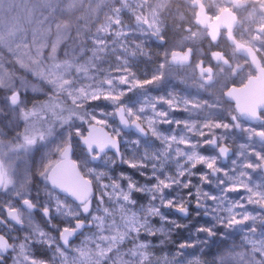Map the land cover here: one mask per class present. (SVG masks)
I'll list each match as a JSON object with an SVG mask.
<instances>
[{
    "label": "snow or ice",
    "instance_id": "1",
    "mask_svg": "<svg viewBox=\"0 0 264 264\" xmlns=\"http://www.w3.org/2000/svg\"><path fill=\"white\" fill-rule=\"evenodd\" d=\"M81 4L39 0L41 15L28 28L0 34V197H7L0 201V264H264V107H240L233 95L244 70L233 61L253 54L264 25L251 41L237 40L239 19L222 32L201 20V7L209 11L204 0H191L194 22L168 47L164 5L145 15L142 0H106L96 10L99 20L108 8L105 19L81 24ZM134 33L150 35L157 49L130 41ZM204 37L210 51L193 74L200 91L216 94L207 100L165 91L193 66L194 45ZM117 49L122 55L112 64ZM141 57L154 62L138 68ZM124 137L139 152L127 155ZM132 137L160 148H141ZM38 144L45 149L33 170L29 154ZM118 161L143 182L110 171ZM193 204L211 217L197 232L220 238H189L165 250L185 225L164 210L187 216ZM236 231L241 242L229 243L226 233ZM217 245L227 247L208 261L204 249Z\"/></svg>",
    "mask_w": 264,
    "mask_h": 264
},
{
    "label": "rangeland",
    "instance_id": "2",
    "mask_svg": "<svg viewBox=\"0 0 264 264\" xmlns=\"http://www.w3.org/2000/svg\"><path fill=\"white\" fill-rule=\"evenodd\" d=\"M211 1H212V3L219 5L220 7H222L224 5V2H223L224 0H217V1L211 0ZM233 1H229L228 4L231 7V10L238 8L237 13H238L239 21H240L241 25L244 26L246 33H248L249 36L251 37V39H250V41H251L252 37L254 35H256V29L259 26H261L260 22L257 19H251V18L249 19V15L252 12H259L260 11L259 0H237L236 3H232ZM105 2H106V0H82L80 10L77 13L78 16L82 17V19L80 20V23L85 24L86 21H89V20L99 22V21H102L103 19H105V14L109 12L108 8H104L103 11H101L99 13V20H97V14H96V10L99 9L100 5L104 4ZM133 2L135 3V2H137V0H133ZM190 4H191V0H146V3L144 4V8L142 11L144 12L145 15H147V13L151 10V7L157 6V5H164L163 14L161 16V19L163 20L164 25L166 26V39L168 41L167 46L171 47L174 42L179 40L183 35L187 34L184 32V27L186 25H192L194 22V20H193L194 10L190 7ZM25 8L29 11L36 12V14L38 16L41 15V9L39 7V0H0V34L8 35L10 30L17 28L16 25L18 23H20V22H18L17 17L21 16L23 14ZM127 18L128 17L125 16V20ZM22 22H23V20H22ZM128 23H130V22H128ZM93 30H94V25H93ZM193 30L194 31H201V29H197L195 27L193 28ZM136 38L138 40L143 39L146 46L149 48H152L154 51L157 49L159 42L156 41L155 39H153L150 35H146L144 37L136 36V37L131 38V39H136ZM203 41H204V39L202 38L198 41V43H196L194 45V48L197 49V52H196L194 59H193V66L178 71L176 73L177 79H171L175 83H178V84H175V87L174 86L168 87L167 85H169V84L167 83L165 86V89L170 88V89H174V90H177L180 92V90H183V86H184L183 84H185V83H188V84L192 83V85L197 84L195 75L193 74V68L195 66L196 61L199 59L205 58L207 56L208 52L210 51V46H208V45L203 44L204 45L203 47L199 46V43H204ZM254 42L257 44V46H259L260 44L264 43V40L254 41ZM162 50L163 49H161V51ZM112 59H113V54H111L109 57V60L111 61V63H113ZM155 59L156 58L154 57V60ZM153 62L154 61H147L143 57H141L137 63V67L142 69V68L149 66ZM107 63H108V61H105V64H104L105 67L107 66ZM178 78H184L185 83L180 85L181 83H179ZM171 80H169L168 82L169 83L173 82ZM210 90L214 92L213 89H210ZM184 93H182V94H184ZM214 94H216V91ZM138 95H142V94H138ZM241 119L243 121V118H241ZM13 135H14V131L8 132L9 137H11ZM241 138H242L241 135L237 136V140H240ZM234 145H235V143L233 142V151L235 150ZM257 145L260 147L259 149H261V146L259 144H257ZM145 146H147L149 149H153V148L159 149L160 148V145H158V143H156V144L152 143L151 144V143H149V140H147V139H144L142 148ZM121 147H122V150L125 151V153L127 155H129V149L127 148V145L125 144L123 139H122ZM44 149H45V146L38 144L35 147V149L33 150V153L29 154L30 156L35 157V159L32 160L33 170H35V167L39 164L40 155L43 153ZM261 150H264V149H261ZM7 159L8 158L6 157V160ZM110 171L115 172V171H117V169L110 168ZM129 175L131 176L133 174H129ZM34 179L39 180V177H34ZM137 199H139L138 196H137ZM0 201H3L2 197H0ZM196 210H198V212H202L201 209H197V208L195 209V207L193 205H190V211H189V214L187 216H182L181 214H179L175 210H166V211L173 219L177 220L179 223H184L193 217L194 212ZM178 230H179V228H177L172 233V240L175 238ZM228 235L229 234L226 233L225 238ZM219 238H220V234L217 237H213V238H208L206 236V234H203L200 236L199 239L216 240ZM170 242L167 243L164 246V248H165V250H167L169 252H174L172 246L170 245ZM229 243H231V241H229ZM221 247L226 248L227 245H223V246L217 245L211 252H209L208 248H205L204 253L206 254L207 260L211 261L213 259V257L219 253V250Z\"/></svg>",
    "mask_w": 264,
    "mask_h": 264
},
{
    "label": "bare ground",
    "instance_id": "3",
    "mask_svg": "<svg viewBox=\"0 0 264 264\" xmlns=\"http://www.w3.org/2000/svg\"><path fill=\"white\" fill-rule=\"evenodd\" d=\"M217 1V0H215ZM143 4L146 3V0H142ZM218 4V3H217ZM259 8H260V11L259 12H252L250 15H249V19H257L261 25H264V10H262L261 8V5H259ZM40 16H38L36 14V12L34 11H29L27 10L26 8L24 9V12L21 16H18L17 17V20L18 23L16 26L17 28H14L12 30H10V32L8 33V35H12V34H15L18 30L20 29H26L30 26V21H33L37 18H39ZM23 20V22H22ZM126 23L130 22L131 23V20H129L128 18L125 20ZM133 28H135V24L133 23ZM136 37L135 33L133 34V36H130L129 37V40L131 38H134ZM144 37V36H143ZM137 39V38H136ZM141 39V38H140ZM132 40V39H131ZM130 40V41H131ZM138 40V39H137ZM143 40V39H141ZM117 55H122V52L120 51V49H117L115 53H113V59H112V64H115L116 63V60H115V57ZM105 64V63H104ZM173 81V80H171ZM169 85H167L168 87H172L174 86L175 87V84H178V83H175L174 81L173 82H168ZM182 85V84H180ZM183 90H180V92L185 93L184 94H187L189 96H199L200 98L202 99H207V100H211L212 99V95H215V90L214 92L211 91V90H206V91H200L199 88H198V85L197 84H194L192 85V83H185L183 84ZM177 88V87H176ZM178 89V88H177ZM165 91L167 89H164ZM150 91H154V90H151ZM211 97V98H210ZM109 110H111L109 108ZM193 119H200L201 117L198 116V115H194L192 117ZM240 137V136H239ZM131 139H140L141 140V148H142V145H143V142H144V139L143 138H140V137H132ZM128 140L129 138L128 137H124L123 138V141L125 142V144L127 145V148L129 149V156L133 155L135 152H139V149H136L134 145H130L128 143ZM242 140V138L240 139ZM240 140H237V141H240ZM156 144L158 142H153V144ZM235 145H234V152L235 151H238V148L236 147V142H234ZM152 144V143H151ZM158 145H160L158 143ZM258 149L260 148L257 144L255 145ZM230 163V161H226L224 164L225 166H227L228 164ZM111 168V167H110ZM168 168L169 170H172L173 168V165L170 163L168 165ZM112 169H117V171H115L114 173L115 174H119L121 171H123L125 174L129 175V174H133L131 175L134 179H138V180H141L142 181V178L140 177L139 175V171L136 170V169H132V168H129L127 165L123 164V163H120L119 161L117 162V166L115 168H112ZM255 179L256 180H261V176L260 174H256L255 176ZM169 191H172V190H169ZM138 196V200L140 203H147V198H146V194H144V198L141 199L140 198V194H137ZM193 206L195 207V205L193 204ZM196 209V207H195ZM202 210V209H201ZM167 214V216L170 218V219H173L168 213L166 210H164ZM211 221V217L208 216V215H205L203 210L202 212H198V210H196L194 212V215L193 217L184 222V223H180V224H183L185 225V227H182V228H179L175 238L170 242V245L172 246L173 248V251L176 250V246L181 243L182 241L186 240V239H189L191 238L192 240H196V239H199L201 235H203V233H198L197 232V229L201 226H209L208 222ZM220 233L218 232L217 233V236L219 235ZM240 232L239 231H236V232H233V233H230L226 238L231 241V242H235V243H240Z\"/></svg>",
    "mask_w": 264,
    "mask_h": 264
},
{
    "label": "flooded vegetation",
    "instance_id": "4",
    "mask_svg": "<svg viewBox=\"0 0 264 264\" xmlns=\"http://www.w3.org/2000/svg\"><path fill=\"white\" fill-rule=\"evenodd\" d=\"M229 1L231 0H224L223 1L224 5L222 7H219L218 11H214V7L217 5L212 3L211 0H204V4L209 6V11L207 12V14L209 16L210 22H215L216 20H219L218 22L219 24L215 23L214 25H218L222 32L224 31L225 26L230 27L231 25V21L229 20V18L225 17L227 14H224V11L226 9L229 8L231 9V7L228 4ZM236 2L237 0H234L232 3H236ZM225 4H227V6H225ZM232 11L236 15V22H237V20L239 19L238 13L237 11H234V9H232ZM194 16H195V11L193 14V20H194ZM203 39H204L203 41L204 43H199V46L203 47L204 46L203 44L210 46L209 39L207 37H204ZM236 39L240 41H250L251 39L249 34L246 33L244 26L241 25V23L236 28ZM220 45L230 55L232 54V49L229 47L228 43L226 42L223 36L221 37ZM261 45L262 44L257 46L255 42H253L251 45L252 49L254 50L255 54L258 57L259 60L258 63L254 62L252 58H250L248 55L237 56L236 59L233 61L234 67H240L244 69L243 72H241L236 79V83H235L236 86H245L250 80V78L252 77L259 78L261 73L264 74V47H262ZM252 91L257 95L255 108L259 109L261 107H264V81L263 83L260 84V86L253 88ZM2 199L3 200L7 199V197H2Z\"/></svg>",
    "mask_w": 264,
    "mask_h": 264
},
{
    "label": "water",
    "instance_id": "5",
    "mask_svg": "<svg viewBox=\"0 0 264 264\" xmlns=\"http://www.w3.org/2000/svg\"><path fill=\"white\" fill-rule=\"evenodd\" d=\"M224 14L228 15V16L226 15L225 17L229 18V20L231 21V25L234 22H236V15L231 9H226L224 11ZM200 18L201 20L205 21L208 24H215V23L217 24L219 22V20H216L215 22H210L209 16L204 11L203 7H201L200 9ZM252 53H253L252 55H248V56L252 58L254 62L258 63L259 61L258 57L255 54L253 49H252ZM263 81H264V74L261 73L259 78H256V77L250 78V80L245 86H236V85L234 86L233 95L236 98V102L238 103L240 107L248 108V109L255 107L257 95L253 93L252 89L257 86H260V84L263 83Z\"/></svg>",
    "mask_w": 264,
    "mask_h": 264
}]
</instances>
